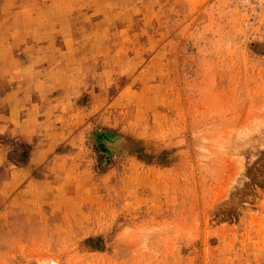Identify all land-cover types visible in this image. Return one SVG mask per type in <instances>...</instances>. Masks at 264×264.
<instances>
[{"label": "rangeland", "instance_id": "obj_1", "mask_svg": "<svg viewBox=\"0 0 264 264\" xmlns=\"http://www.w3.org/2000/svg\"><path fill=\"white\" fill-rule=\"evenodd\" d=\"M0 264H264V6L0 0Z\"/></svg>", "mask_w": 264, "mask_h": 264}, {"label": "built area", "instance_id": "obj_2", "mask_svg": "<svg viewBox=\"0 0 264 264\" xmlns=\"http://www.w3.org/2000/svg\"><path fill=\"white\" fill-rule=\"evenodd\" d=\"M242 5H255L257 7H263L264 6V0H240Z\"/></svg>", "mask_w": 264, "mask_h": 264}]
</instances>
